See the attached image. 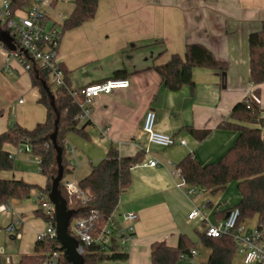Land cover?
I'll use <instances>...</instances> for the list:
<instances>
[{"label":"crops","instance_id":"0c3cea01","mask_svg":"<svg viewBox=\"0 0 264 264\" xmlns=\"http://www.w3.org/2000/svg\"><path fill=\"white\" fill-rule=\"evenodd\" d=\"M74 8L75 0L59 3L49 14L51 21L63 25ZM263 21L264 0H101L94 19L63 34L59 59L69 71L71 86L81 88L109 79L129 81L128 87L94 100L85 135L73 131L65 138L66 148L74 149L66 152L73 162L67 178L78 182L107 157L112 146L121 156L143 152V161L132 169V184L121 194L117 209L123 224H127L125 213L138 214L130 223L134 239L129 258L119 264H153L151 246L157 241L176 247L185 235L197 244L209 223L224 219L240 203L237 181L216 192L196 190L188 195L178 187L182 177L175 168L189 155L201 165L218 162L235 145L239 131L224 124L236 122L234 106L256 88L251 79L249 37L262 29ZM190 43L206 45L228 63V69L224 73L196 67L194 86L172 91L155 66L167 63L174 53L184 56ZM6 53L0 43V133L14 123L32 129L46 120L47 108L39 101L41 93L30 72L17 61L6 68ZM84 66L88 67L83 70ZM260 88L264 117V82ZM149 109L157 114L158 131L186 139L187 145L152 143L143 130ZM205 130L209 134L203 137ZM6 148L16 153L15 169L2 171V177L47 185V176L29 153L17 152L12 144ZM151 160L157 165L151 166ZM38 192L31 193H36L35 204L12 200L15 215L0 211V261L4 264H18L22 255L32 254L38 232L46 227V221L36 215ZM195 207L205 213L206 221L188 218ZM17 214L25 217L20 238L7 229ZM196 249L194 258L177 264H207L209 257L196 259L198 244Z\"/></svg>","mask_w":264,"mask_h":264},{"label":"trees","instance_id":"16d2710c","mask_svg":"<svg viewBox=\"0 0 264 264\" xmlns=\"http://www.w3.org/2000/svg\"><path fill=\"white\" fill-rule=\"evenodd\" d=\"M11 1L14 10L30 4L29 0ZM100 1L75 0V8L64 21L63 29H75L94 19ZM1 32L7 31L6 27L0 23V35ZM10 37L12 38V36ZM14 41L16 40L12 38L13 46ZM4 45L11 49L8 45ZM249 47L251 79L256 85L254 92L259 95L260 85L264 82V21L261 30L250 34ZM61 67L65 72L67 84L71 85L68 69L63 63H61ZM196 67L217 69L225 73L228 63L219 60L206 45L190 43L187 45L184 56L174 53L167 63L155 66L166 87L172 91H178L185 85L193 87V71ZM37 69L38 74L34 68L31 69L30 74L33 85L38 87L41 93L39 101L47 108V118L32 129L14 123L7 131L0 133V205L11 203L12 200L29 198L34 189H39L48 195L50 193L52 177L57 172L56 151L50 139V134L55 128L56 114L51 106L50 98L43 88L42 79L47 80L60 110L58 143L64 150V177L71 173V166L66 158V135L73 131L85 135V127L90 123L89 120L79 127L78 116L81 108L69 94L68 88L65 86L53 88L49 72L38 66ZM232 118L236 122H226L224 126L239 131V136L235 145L218 162L201 165L195 157L189 155L178 164V168L181 177L196 190L216 192L225 189L229 183L237 181L242 194L240 203L235 206L240 209V221L254 216L261 219L264 218V117L262 108L254 102H247V98H245L234 106ZM191 131L195 132L193 129ZM208 134L209 131H203V137ZM24 143L30 144L33 155L41 159V172L48 178L45 187L23 179H8L1 176L2 171L15 169V160L11 158V151L6 148V145L18 146ZM142 161L143 152L135 156H121L118 150L112 146L107 157L95 164L92 171L80 181L83 188L91 190L93 198L87 205H82L79 201L74 204L78 210L76 216H84L91 209H98L103 222H105L118 209L123 191L131 186L132 169ZM60 188L62 194L68 198L63 182ZM36 215L45 221L55 222L54 216L47 215L41 209L36 211ZM201 240L211 248L207 264H232V260L237 254V245L231 237L214 238L203 233ZM196 247L197 244L190 241L185 235L180 237L176 247L170 246L166 242H154L151 246L152 263L177 264L181 260L182 253L190 254L191 249ZM55 250H61V244L56 238L37 241L34 252L22 255L18 264H43L47 255ZM84 256L85 264H119L128 260L129 253L124 251L114 240L107 250H102L98 244L85 246ZM62 262L68 264L65 257L62 258ZM0 264L4 263L0 261Z\"/></svg>","mask_w":264,"mask_h":264},{"label":"built area","instance_id":"2783aa9c","mask_svg":"<svg viewBox=\"0 0 264 264\" xmlns=\"http://www.w3.org/2000/svg\"><path fill=\"white\" fill-rule=\"evenodd\" d=\"M30 4L23 8H12L11 0H1L0 2V23L6 27V31L16 41L14 49L7 48L6 55L9 68L12 61H17L22 68L30 72L32 68L38 72L37 66L49 72L50 82L55 88L65 86L74 101L80 106L81 112L78 116L79 127L89 121L94 100L101 94H110L119 88L128 87L127 79H109L97 84H89L81 88H75L67 84L65 72L61 67L59 59V47L62 40V31L57 28V23L52 22L49 16L51 10L59 3L66 0H29ZM52 22V25L49 24ZM37 65V66H36ZM247 102H254L261 106L262 99L254 91L246 97ZM157 114L155 110L149 109L143 121V130L149 136L152 143L163 147L176 144L187 145V140L177 139L172 135L160 132L156 129ZM66 150L73 153L74 149L70 146ZM17 152H26L31 155V160L41 164V159L32 153L30 144L24 143L17 146ZM11 158L16 159V153L11 152ZM72 165L73 162L69 161ZM151 166L157 165V161L151 160ZM41 170V166H40ZM176 173L181 176L180 169L176 166ZM63 186L68 194V206L74 208V204L79 201L82 205H87L93 198L90 189L83 188L80 182L64 177ZM178 187L184 189L188 195L196 192V189L186 182L178 183ZM38 209L44 213L55 217V205L50 200L49 195L43 192L37 194ZM0 211L15 215L16 211L11 203L0 205ZM240 209L232 207L227 216L215 223H209L205 233L208 237L222 238L231 237L237 245V254L243 256L244 264H264V218L258 219L255 225H245V221H240ZM188 218L203 222L207 220L205 213L195 207ZM127 224H123L117 216V210L113 212L105 222L101 218L98 209H91L84 216H73L70 225V233L79 241V251L85 254V246L98 244L102 250H107L112 243L117 241L124 251L131 248L134 239V229L130 223L138 219V214L134 211L123 215ZM25 222V217L17 214L15 221L8 226V230L16 238L21 237V227ZM47 238L57 239L56 218L55 222L46 221L44 230L37 234V241ZM197 249H191L190 254L182 253L181 259H191L197 254ZM65 257L64 251L55 250L48 254L43 264H63L62 258ZM69 264V263H68Z\"/></svg>","mask_w":264,"mask_h":264},{"label":"water","instance_id":"95a60500","mask_svg":"<svg viewBox=\"0 0 264 264\" xmlns=\"http://www.w3.org/2000/svg\"><path fill=\"white\" fill-rule=\"evenodd\" d=\"M0 42L8 45L11 49H14V46L11 43L12 38L8 32H1ZM42 85L50 98L51 106L53 107L56 114L55 128L50 134V139L56 151L57 172L56 175L52 177V186L49 193V198L55 205L57 240L60 242L61 249L64 251L65 258L69 264H85V256L79 251L78 248L79 241L69 231L70 221L72 217L78 213V210L68 206L67 198L62 194L60 188L64 178V150L63 147L58 143L60 110L57 107L55 95L51 90L47 80L42 79Z\"/></svg>","mask_w":264,"mask_h":264},{"label":"rangeland","instance_id":"374dc122","mask_svg":"<svg viewBox=\"0 0 264 264\" xmlns=\"http://www.w3.org/2000/svg\"><path fill=\"white\" fill-rule=\"evenodd\" d=\"M1 2V0H0ZM74 0H71V3H73ZM52 25V22L49 24V26ZM57 28L62 31V35H66L67 32L69 30H64L63 29V25L62 23H58L57 25ZM68 36V35H67ZM88 67V66H84V67H81L83 70ZM55 88V87H53ZM31 165H34V163H31ZM70 179V178H69ZM72 180V179H71ZM36 192V191H35ZM35 195L36 193H33L31 195V197L29 198H26L24 199V201L26 203H29V204H35L36 200H35ZM257 218L256 216L252 217V218H248L245 220V225H255L257 223ZM197 244H198V248H199V252L200 254L197 255L196 259L200 260V259H206L207 260V257H209L210 253H211V248L209 246H207L201 239L200 240H197L196 241ZM232 264H244L243 262V256L241 254H236L232 260Z\"/></svg>","mask_w":264,"mask_h":264}]
</instances>
